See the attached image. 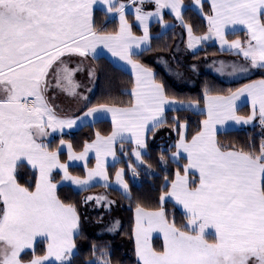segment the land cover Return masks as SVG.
Returning a JSON list of instances; mask_svg holds the SVG:
<instances>
[{
	"label": "snow or ice",
	"instance_id": "1",
	"mask_svg": "<svg viewBox=\"0 0 264 264\" xmlns=\"http://www.w3.org/2000/svg\"><path fill=\"white\" fill-rule=\"evenodd\" d=\"M130 2L142 36L133 34L125 0H0V264H74L81 217L74 202L58 195V183L69 182L87 191L90 182L99 178L103 187H110L105 158L112 156L119 162L115 145L119 143L120 151L128 155L123 145L134 144L131 155L137 166L142 165L146 134L166 125L178 136L172 163H186L176 168L174 179L165 175L156 207L136 204L132 235L137 264H264V138L258 149L255 145L248 149L224 146L217 138L221 130L226 131L223 126L228 121L250 124L259 116L264 126V78L229 89L227 95L212 94L205 87L206 118L189 138L187 123L178 117L169 122L166 112L199 110L200 100L185 102L170 95L152 69L138 59L149 50V19L156 17L163 25L168 10L187 30L189 48L215 37L222 50L242 58L243 63L214 61L220 75L240 78L252 70L264 71V0H210L207 14L204 0H194L208 24L203 36H196L193 26L185 22L183 0ZM98 4L106 16L119 17L118 31L96 27ZM145 4H154V11H145ZM236 26L245 30V40L228 38L236 35ZM98 48L131 66L135 79L130 101L98 103L87 107L83 117H61L54 103L57 90L78 95L74 73L81 69L79 64L69 67L72 57L91 55L96 60ZM94 75L95 69H89V76ZM244 96L252 109L246 116L238 114L236 104ZM107 114L111 115V132L97 131L80 153L64 139L55 148L42 139L50 135L49 129L63 133L76 126L77 120L83 123L92 117L95 123ZM64 146L68 161L85 162L83 178L73 175L69 163L62 162ZM89 152H95V168H88ZM25 161L32 181L22 183L18 170ZM160 161L167 164L168 158L161 155ZM128 167L138 175L132 163ZM54 171L62 174L59 181ZM196 173L198 179H191ZM115 177L122 195L130 200L124 169ZM172 200L182 206L185 223L169 218L166 205ZM88 201L114 203L103 195L87 196ZM115 227L108 230L115 231ZM153 233L163 236L159 249L152 245ZM38 238L46 243L42 254L36 251ZM91 255L87 264H112L106 246L93 243Z\"/></svg>",
	"mask_w": 264,
	"mask_h": 264
},
{
	"label": "trees",
	"instance_id": "2",
	"mask_svg": "<svg viewBox=\"0 0 264 264\" xmlns=\"http://www.w3.org/2000/svg\"><path fill=\"white\" fill-rule=\"evenodd\" d=\"M125 2H129V0H125ZM183 3L186 8L184 12L185 22L193 26L196 35L205 34L208 30L207 23L192 8V0H183ZM208 12L209 7L204 2V13L207 14ZM127 16L129 23L132 25L133 34L140 35L141 31L135 25L132 15L127 14ZM94 17L98 29L118 31L119 24L117 20L115 18H109L108 15L106 16L104 11L96 9L94 11ZM164 20L165 23L171 25V28L162 32L161 26L158 23H153L149 28L151 35L149 50L142 52L138 59H140L142 64L152 69L155 78L165 85L170 95L176 96L178 100L185 102L189 100H200L198 111L179 110L166 112L169 122H171L173 117H178L182 123H187V134L190 138L201 127V121L205 118V114H201L204 105L203 97L205 87L212 94L219 93L227 95L229 89L235 90L252 80L264 78V71L258 70L253 77L237 82H224L212 72H203L198 76L194 88L189 89L177 86L161 65L172 54L178 55L179 49L184 46L182 25L168 13H164ZM228 38L230 40L240 39L243 41L245 34L239 32L236 35H230ZM177 47H179L178 50ZM221 56L232 57L235 55L230 52L220 51L216 45H203L195 53L190 54L188 60L196 62L206 57L216 58ZM92 64L97 73L96 88L86 108L98 103H110L112 101L127 104L131 99L130 91L133 86V78L131 75L114 66L104 57L92 60ZM238 114L247 115L248 107L243 106L239 108ZM111 128L112 126L109 121L100 120L92 124L83 125L76 131L70 134H64L61 137L51 140L49 143L51 147L55 148L60 139H64L73 145L74 151L80 152L85 142H90L95 138L97 131L102 135H108L111 132ZM263 133V128L255 124L247 128L218 133L217 138L224 146L234 145L237 148L243 147L248 149L250 146L255 145L258 149L262 138H264ZM177 139L176 131L167 125L157 129L154 134L148 133L147 149L143 157L145 163L139 166H137L132 158L131 146L128 145L126 148L128 155L120 151L117 152L119 162L109 166L107 172L109 177H112L117 169H124V179L131 192L130 200L125 198L119 191L102 186H91L87 191H75L70 186H61L57 189L61 199L66 202H74L77 205L81 217V235L76 238L78 255L74 260V264H87L90 259H93L91 255V246L93 243L108 248L112 264H137L132 240L134 210L137 203H140L146 208L156 207L161 188L165 184V175L171 180L175 176L176 168L180 167L182 169L183 164L186 162L185 160H181L179 165L172 163L170 160V154L175 151L174 145ZM161 155L168 158V162L164 166L160 161ZM62 158L63 154L61 155ZM129 163H132L133 167L136 168L138 175L133 174L132 170L128 167ZM148 165H151V168ZM69 171L73 175L80 177L84 175L81 167H70ZM18 172L22 183L32 181V170L26 165L21 167ZM54 175L59 180L61 174L54 173ZM102 191H105L108 197L114 201V206L109 211L100 209L90 211L89 214L86 213L83 206V198L85 195ZM166 208L170 219L174 217L178 224L186 222L184 214L173 204L168 202ZM115 220L119 222L117 230L112 233H98L104 222L110 224ZM89 222H92L93 225L90 226L88 224ZM155 247L157 249L160 248V246ZM36 251L38 254L43 253L42 248H37Z\"/></svg>",
	"mask_w": 264,
	"mask_h": 264
},
{
	"label": "rangeland",
	"instance_id": "3",
	"mask_svg": "<svg viewBox=\"0 0 264 264\" xmlns=\"http://www.w3.org/2000/svg\"><path fill=\"white\" fill-rule=\"evenodd\" d=\"M127 3L129 4L127 13L132 14V16H134V18H135L134 9L131 6L130 0ZM192 6L197 11V13L202 16V14L199 11V8L195 5L194 0H192ZM143 7H144L145 11H154V9H155L154 4H145ZM96 9H100V10L105 12L102 5L98 4L95 7V10ZM165 12H166V10L164 11V13ZM109 15L112 16V18H115L119 24V17L118 16L108 14V16ZM152 18H156V17H152ZM137 26L140 28L141 31H143V28H142V26H140L138 21H137ZM181 27H182V37H183V41H184V43H183L184 46L179 49L178 55L172 54L171 57L169 59L165 60L166 62L162 63V65H161L164 68L167 75L174 81V83L177 86L183 87V88H189V89L194 88L196 86V81H197L198 76L200 74H202L203 72H212L213 74L218 75V77L221 78V80H224L227 82H237V81L249 79L257 73L258 70H252L251 75H249L247 77L237 78L236 76H228V75L222 76L216 72V68L219 66V64L218 63L214 64L213 63L214 61L215 62L224 61L226 63H232V62L243 63L242 58L237 57V56H232L230 58L206 57L203 60L196 61V62L188 60V56L190 54L195 53L203 45H216L217 44L216 46L218 47L219 50L221 49V46L219 44V41L216 40L215 37H213L212 39L205 40V41H202V42L196 44L194 48H189L188 47V39L189 38H188L187 30L183 26H181ZM162 32H164V31L162 30ZM203 35H196V36H203ZM245 39H246V36H245L244 40ZM178 48L179 47H177V50H178ZM224 59H226V60H224ZM81 60H82V63H81ZM78 64H79L81 70L76 71L74 73V80L77 82L80 71H84L86 73L85 74L86 75L85 76V84L86 85H83L84 86L83 87L84 92L81 93V91L78 90V88H79L78 87L76 90L78 95L77 96H69V95L62 93V92H59L57 90V94H56V98L54 100V103L56 105V110H57L58 114L61 116L66 114V112L67 113H70V112L74 113L75 111L81 110L89 102L88 100H89V96L91 94V87L95 86V83L97 80L96 71H95L94 76H88L89 69H93L94 67L92 68L91 66H89L88 60L86 58H80L78 56L72 57L71 63L69 64V67L75 69V68H77ZM193 66H195V67H193ZM87 84L90 85V89H89V85H87ZM78 85H80V83H78ZM84 97H87V99L85 100ZM253 122H254V125L257 124V125L261 126L264 130V126H262L259 122V116H257L253 120ZM48 131H49L50 135L42 138L45 143H49L54 138H58V136L61 134L59 131L52 132L51 129H49ZM263 135H264V133H263ZM141 151L143 153L146 152L145 149H142ZM132 158L134 159L135 163L138 164V162H136V160H135V157L133 156ZM170 160H171V154H170ZM162 165L164 166L165 164L162 163ZM54 173H57V172L54 171ZM59 180H60V178H59ZM59 180H57V181H59ZM61 186H70L75 191H78L77 187L75 185H71L69 182L58 183L57 189ZM102 195L106 196V194H104V193H101V194L89 193V194H86L85 197H87V196H102ZM85 197L83 198V206H84V210L88 214L90 213V211L100 210V209H103L104 211H109L114 206V203H112L110 206L107 205L106 201H102L100 204L95 203V201H88L87 203H85ZM107 198H108V200L112 201L109 197H107ZM135 217H136V208L134 210V216H133V229L135 227ZM117 222H118V220H115L113 223H110V224L104 222L103 226L99 229L98 233H102V232L112 233V232H114V231H109L108 229L112 228L115 225L116 226L115 230H117L118 229ZM88 224L90 226L93 225L92 222H89ZM132 240H133L134 251H135V238L133 235H132ZM151 242H152L153 247H155V246L161 247L163 244L162 234L153 233ZM35 247H36V249L42 248V250L44 252L46 250V243L43 240L38 238L36 241ZM135 258L137 260L136 255H135Z\"/></svg>",
	"mask_w": 264,
	"mask_h": 264
},
{
	"label": "crops",
	"instance_id": "4",
	"mask_svg": "<svg viewBox=\"0 0 264 264\" xmlns=\"http://www.w3.org/2000/svg\"><path fill=\"white\" fill-rule=\"evenodd\" d=\"M204 2L208 5V7H209V11H210V0H204ZM185 6V5H184ZM192 8L194 9V7L192 6ZM195 10V9H194ZM195 12H197L196 10H195ZM165 13H168L169 14V11L168 10H166V12ZM127 14H130V13H126V15ZM132 15V14H131ZM171 15V14H170ZM200 15V14H199ZM172 17H174L173 15H171ZM201 16V15H200ZM109 17L110 18H112V16H110L109 15ZM133 18H134V16H132ZM202 17L204 18V15H202ZM175 18V17H174ZM205 19V18H204ZM179 24H180V22L178 21V20H176ZM205 21H206V23H207V20L205 19ZM134 23H135V25L137 26V21H135V18H134ZM153 23H158L159 25H161V29L163 30V31H166L167 29H169V28H171V25L170 24H168V23H165V24H161L160 22H159V19L158 18H150L149 19V21H148V29L150 28V26L153 24ZM207 26H208V24H207ZM138 27V26H137ZM237 27V29H238V31L236 32V33H239V32H243L244 34H245V30L243 29V27L242 26H236ZM139 28V27H138ZM119 29V28H118ZM140 29V28H139ZM141 31V30H140ZM135 35V34H134ZM143 35V31H141V34L140 35H136V36H142ZM246 36V35H245ZM149 37H150V40H151V35H150V33H149ZM217 45V44H216ZM150 47V46H149ZM97 51H98V53H99V57H104V58H106V59H108L114 66H116V67H118L119 69H121V70H123L124 72H126V73H128L129 75H131V77L133 78V81H134V79H135V77H134V75H133V73H132V70H131V66L130 65H127L124 61H121V60H119V58H117V57H113L112 55H111V53H109L106 49H100V48H98L97 49ZM220 51H223V52H228V51H224V50H222V49H220ZM231 53V52H230ZM216 58H230V57H228V56H221V57H216ZM87 60H88V63H89V66H91L92 68H93V65H92V56L91 55H89L87 58H86ZM224 60H226V59H224ZM94 69V68H93ZM86 73L84 72V71H80V73H79V77H78V79H77V83H80V85H79V88H78V90L79 91H81V93H83L84 92V90H83V85H86L85 84V75ZM153 74H154V72H153ZM216 75V74H215ZM88 76H89V74H88ZM155 76V75H154ZM217 77H218V75H216ZM221 79V78H220ZM258 80V79H257ZM224 81V80H223ZM224 82H227V81H224ZM249 83V82H248ZM87 85H89V84H87ZM95 88H96V83H95V86H92L91 87V94H90V96H89V100L91 99V97H92V95L94 94V91H95ZM89 89H90V85H89ZM130 93H131V91H130ZM88 100V101H89ZM236 104L238 105V109L239 108H241V107H243V106H247L248 107V114L247 115H249V114H251V104H250V101L248 100V98L246 97V96H244V97H241L239 100H237L236 101ZM87 105V104H86ZM86 105L81 109V110H79V111H75L74 113H67L66 112V114H64L63 116H61V117H63V118H75V117H83L84 116V112L87 110V108H86ZM185 110H187V109H185ZM168 111H173V110H171V109H169ZM167 111V112H168ZM191 111H198V110H191ZM202 111L204 112V114H205V118H206V109H205V107H204V105H203V107H202ZM59 115V114H58ZM244 116H246V115H244ZM204 118V119H205ZM92 117H86V118H84V122L82 123L80 120H77V125L76 126H74L73 128H71V129H64L63 130V133H61L58 137H61L62 135H64V134H70V133H72V132H74V131H76L77 129H79L80 127H82L83 125H88V124H92ZM100 120H107V121H109L110 123H111V115L110 114H107V115H105V117L104 118H102V119H100ZM100 120H97V121H100ZM252 125H254V122L252 121L250 124H236L234 121H228L227 123H226V125H224L223 126V128H226V131H231V130H237V129H241V128H247V127H251ZM111 126H112V123H111ZM202 126V125H201ZM218 127H221V126H218ZM226 131H224V130H221L219 133H221V132H226ZM147 136H148V134H146V137H145V139H146V143H147ZM55 139V138H54ZM95 139V138H94ZM93 139V140H94ZM92 140V141H93ZM92 141H90L89 143H91ZM58 145H59V143H58ZM57 145V146H58ZM128 145L129 146H131L132 148H134L135 147V145L134 144H131V143H125L124 145H123V147H124V149L126 150V148L128 147ZM115 147H116V155H117V152L118 151H120V144L119 143H117L116 145H115ZM147 149V148H146ZM145 149V150H146ZM83 151V149L80 151V152H82ZM80 152H77V153H80ZM144 153H146V152H144ZM62 154H63V158H62V162H66V163H69V165H70V167H81L82 169H83V172H84V175H83V177L86 175V170H85V167H84V161H80V160H76V161H68V157H67V148H66V146H64L63 147V149H62ZM117 158H118V155H117ZM186 161V160H185ZM116 162H114L113 161V158H112V156H107L106 158H105V166H106V169L109 167V166H111V165H113V164H115ZM186 163V162H185ZM24 164L28 167V168H30V166H28L27 165V162L25 161L24 162ZM87 164H88V168H95V166H96V157H95V152H89L88 153V156H87ZM31 169V168H30ZM119 169H117L116 171H115V173L118 171ZM115 173L113 174V176L112 177H109V180H108V183H109V185H110V187H107V188H111V189H114V190H117V191H119L121 194H122V189H120L119 188V186L117 185V183H116V177H115ZM124 176H125V171H124ZM82 177V178H83ZM174 178H175V176H174ZM173 178V179H174ZM191 179H198V173H196L195 175H192L191 177H190ZM125 180V179H124ZM97 181H99V182H97ZM91 183V185L92 186H102L103 187V184H104V181L103 180H100L99 178H96V180H94V181H92V182H90ZM79 191V190H78ZM101 193H104V194H106V192L105 191H102V192H98V193H95V194H101ZM106 196L108 197V195L106 194ZM124 196V195H123ZM169 203H171V204H173L178 210H180L183 214H184V210H183V208H182V206H180V205H178V204H176L175 203V201L174 200H172V201H169Z\"/></svg>",
	"mask_w": 264,
	"mask_h": 264
}]
</instances>
